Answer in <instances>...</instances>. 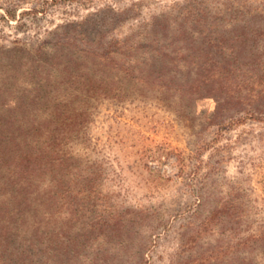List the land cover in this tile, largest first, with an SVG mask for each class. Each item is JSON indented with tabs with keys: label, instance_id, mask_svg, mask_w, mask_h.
<instances>
[{
	"label": "rangeland",
	"instance_id": "rangeland-1",
	"mask_svg": "<svg viewBox=\"0 0 264 264\" xmlns=\"http://www.w3.org/2000/svg\"><path fill=\"white\" fill-rule=\"evenodd\" d=\"M154 16L226 61L219 105L71 99L38 211L0 215V264H264V0H0V126L50 105L42 58Z\"/></svg>",
	"mask_w": 264,
	"mask_h": 264
},
{
	"label": "trees",
	"instance_id": "trees-1",
	"mask_svg": "<svg viewBox=\"0 0 264 264\" xmlns=\"http://www.w3.org/2000/svg\"><path fill=\"white\" fill-rule=\"evenodd\" d=\"M196 39L186 29L171 28L163 16H154L122 36L100 38L90 47L77 45L57 63L42 58L44 72L36 80L41 89H36L35 97L50 105L43 110L18 105L22 117L9 118L0 126V215L38 211L39 202L31 197L43 182L47 164L53 162L48 158L52 144L75 122L64 110L71 99L136 94L180 109L186 120L201 99L211 98L219 105L215 90L223 86L228 64L204 47L205 37L199 44ZM37 113L44 119L38 120Z\"/></svg>",
	"mask_w": 264,
	"mask_h": 264
}]
</instances>
